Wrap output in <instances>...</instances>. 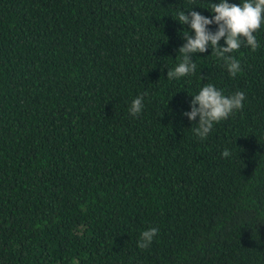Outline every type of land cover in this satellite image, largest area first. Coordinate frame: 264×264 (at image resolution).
<instances>
[{"label": "trees", "instance_id": "obj_1", "mask_svg": "<svg viewBox=\"0 0 264 264\" xmlns=\"http://www.w3.org/2000/svg\"><path fill=\"white\" fill-rule=\"evenodd\" d=\"M213 2L0 0V264H264V25L235 77L211 48L166 77ZM209 83L247 98L202 141Z\"/></svg>", "mask_w": 264, "mask_h": 264}, {"label": "clouds", "instance_id": "obj_2", "mask_svg": "<svg viewBox=\"0 0 264 264\" xmlns=\"http://www.w3.org/2000/svg\"><path fill=\"white\" fill-rule=\"evenodd\" d=\"M210 12L214 13L211 18L192 10L187 14L181 10L177 14L175 19L182 25H187L190 31L183 34L185 42L178 49L182 58L174 70H167L168 79L178 80L194 74L196 63L193 56L196 53H204L209 48L217 58L226 62L229 75L235 77L242 71V66L240 60L232 53L238 52L242 47H249L252 51H256L259 47L256 33L264 25V0H242L239 3L219 0L211 4ZM213 24L216 25L215 31L208 27ZM221 39L226 46L220 45ZM191 96L190 111H185L182 115L186 116L189 121H196V118H199L196 122L198 126L193 129V132L202 141L212 132L215 124L242 110L243 102L247 98L246 94L241 91L226 95L223 89L211 83L205 84L198 94ZM144 106V95L137 96L131 101L130 115L139 116ZM221 155L229 157L231 152L225 149ZM158 232L159 229L156 227L143 230L140 233L137 247L148 248Z\"/></svg>", "mask_w": 264, "mask_h": 264}]
</instances>
